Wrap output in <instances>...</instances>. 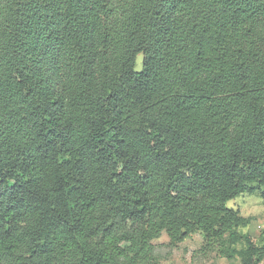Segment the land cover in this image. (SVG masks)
I'll return each mask as SVG.
<instances>
[{
  "label": "trees",
  "instance_id": "16d2710c",
  "mask_svg": "<svg viewBox=\"0 0 264 264\" xmlns=\"http://www.w3.org/2000/svg\"><path fill=\"white\" fill-rule=\"evenodd\" d=\"M142 54L141 70L134 69ZM264 0H0V264H260Z\"/></svg>",
  "mask_w": 264,
  "mask_h": 264
},
{
  "label": "rangeland",
  "instance_id": "374dc122",
  "mask_svg": "<svg viewBox=\"0 0 264 264\" xmlns=\"http://www.w3.org/2000/svg\"><path fill=\"white\" fill-rule=\"evenodd\" d=\"M142 54H137L134 69L141 70ZM226 206L239 212L241 216L249 217L250 223L239 227L241 234H248L255 243L260 242L264 230V204L259 192L243 193L226 202ZM154 251L153 264H241L238 257L226 259L215 251L202 250L203 236L200 232L192 233L188 238L175 244L170 243L167 235H161L152 240ZM264 264V256L260 262Z\"/></svg>",
  "mask_w": 264,
  "mask_h": 264
}]
</instances>
